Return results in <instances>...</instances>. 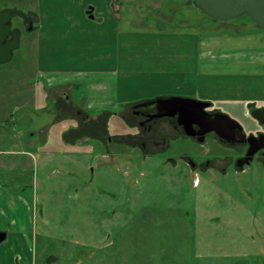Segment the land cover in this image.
<instances>
[{
  "label": "rangeland",
  "instance_id": "rangeland-1",
  "mask_svg": "<svg viewBox=\"0 0 264 264\" xmlns=\"http://www.w3.org/2000/svg\"><path fill=\"white\" fill-rule=\"evenodd\" d=\"M5 7L24 18H12L19 47L0 63V179L3 170L13 177L0 188L9 192L0 196V230L7 232L0 264H264L261 188L232 176L176 181L169 168L127 167L114 156L122 145L111 144L110 155L96 138L70 147L61 137L98 136L103 125L114 131L115 116L86 124L75 115L77 104L97 100L94 93L110 98L115 111L146 96L230 98L257 87L236 88L233 78L203 72L260 67L264 50H252L247 62L219 65L215 59L224 53L213 47L195 53V41L184 34L217 35L211 41L224 50L240 48L239 35L261 37L264 30L247 16L215 21L191 0H0ZM64 92L69 103L60 98ZM81 95L87 100L79 102Z\"/></svg>",
  "mask_w": 264,
  "mask_h": 264
},
{
  "label": "flooded vegetation",
  "instance_id": "flooded-vegetation-1",
  "mask_svg": "<svg viewBox=\"0 0 264 264\" xmlns=\"http://www.w3.org/2000/svg\"><path fill=\"white\" fill-rule=\"evenodd\" d=\"M8 39H11V34ZM237 75L250 83L259 84L230 98L194 94L183 96L209 105L202 107L193 103L187 108L181 106V110L154 100L164 95L136 98L113 111L112 116L118 119V124L111 134L106 132L108 127L103 125L102 131L97 132L98 136L91 132L85 134L84 139L96 138L104 153L110 155H113L109 149L111 144L122 145L124 149L114 151V156L120 157L128 164L127 167L147 163L150 170L169 168L176 181L190 178L196 185L200 178L225 182L229 176L243 177L249 184L245 187H258L262 189L258 193H263L264 88L259 86L264 83V65L248 68ZM60 98L69 103L67 93ZM230 102L235 105L232 106ZM236 103L242 104V107L238 108ZM74 112L77 116L82 113L77 106ZM80 119L86 124L95 123L87 113H82ZM62 134L69 135L67 131ZM257 196L263 197L262 194Z\"/></svg>",
  "mask_w": 264,
  "mask_h": 264
},
{
  "label": "crops",
  "instance_id": "crops-1",
  "mask_svg": "<svg viewBox=\"0 0 264 264\" xmlns=\"http://www.w3.org/2000/svg\"><path fill=\"white\" fill-rule=\"evenodd\" d=\"M184 35L187 36V40H189V41H195L194 44L196 43V47H194V49H193V51L195 53H196V51L198 49L199 54L201 55L202 52L209 51L210 49H213V48H214L215 52H219V54L224 53L223 56L217 55V57H219V58H216L215 59V63L218 62L219 65L224 64V62H225V64H228V62L231 59H236L237 60L238 58H239L237 60L238 62H247L249 59H251L250 57L255 56V54L254 55H250V53H251L252 50L259 51V52L260 51L263 52V50H264V44H263V46H260L259 44H257V42H259V43L263 42L262 41V38L264 36L263 35V32L261 34L262 35L261 37H256L257 36L256 33H255V35H253V33H249V34H246V35H239L237 38H243L244 37V40H245L244 43H239L238 42L242 46V48L238 44V47H240V48H235L234 45H231V46L225 47L224 50L221 49V48L217 49L218 48L217 43L214 42V41L213 42L211 41L212 38H217V35H211V34L210 35H204V34L200 35V34H197L195 32L194 33H189V34H184ZM184 35H182V36H184ZM226 36H227L226 40L227 41H231V44H233L232 40L235 39V37H233L231 35H226ZM255 37H256V39H255ZM247 38L248 39L251 38L252 40H250V42H249V40ZM247 42L249 44L246 45ZM226 43H228V42H226ZM252 45H254V46L253 47H250ZM216 46H217V48H216ZM232 46H234V49L233 50H232ZM260 47H262V48H260ZM232 52L234 53L232 55L233 57L231 56ZM238 55H239V57H238ZM109 58L113 59L112 56H108V59ZM206 61H207L208 66H210L211 65V62L208 59ZM202 62H204V61H202ZM247 69H241V70H236V69H234V70H232V69L231 70H223V69L214 68L213 70H207V71L203 72V74L205 76H207V77L209 76L211 79L213 78L215 80H222V79L233 78L232 80H235V83H234L233 86L237 88L238 86H244V85H246L245 83H250L249 81L243 80L238 75L235 76L236 74H241V73L245 72V70H247ZM107 71L110 72L111 74L113 72H115V70H114V68L112 66H109L108 69H107ZM111 81L112 80H110V82ZM96 83H98V82H96ZM65 85H67V84H60V85H58V87H63ZM72 90H73V87H70V90L69 91H72ZM95 91L98 92L99 90L98 89H95ZM241 92H237V93L239 94ZM64 93H66V92H64ZM233 94H236V93H233ZM93 95H95L97 97V100L95 102H92L91 99H90L89 101L85 102V104L87 103L85 107L79 106L80 104H77L78 105L77 107L82 111V113H87L90 116V118L95 121V123L105 122V120H107V119L109 121V119L111 118V116L114 114L113 111L109 108V106L112 104V101L110 100V98H107V97L105 98L104 95H99L98 96V93H94ZM215 95H216L215 98H224L222 96L219 97V94H215ZM210 98H214V97H210ZM82 100L83 101L84 100H87L86 95L85 96H82V95L80 96L79 102L82 101ZM56 112H57V110H56ZM82 113H80V115H78L79 119H80V116H81ZM71 119H74V118L73 117H70V120ZM63 120H65V118L64 119L63 118L62 119H60V118L59 119H55L54 118L53 119V122H58V121L62 122ZM27 134H28V135H26L27 137H30V135L34 137V132L33 133H27ZM61 137H62V141L65 143V145H69L70 147L76 146L77 143L80 142V140H83L84 139V138H80L79 137L80 139H78L77 141H73L72 142L71 140H72V137L73 136H71V135L64 136L63 134H61ZM25 140H27V141L29 140L28 142H29V144H31V140L32 139L26 138ZM12 179H13V177H10L9 178L6 174H4V170H3V179L2 178L0 179V188L3 190V186H5V184H7V180L8 181H12ZM15 181H16V183H18L17 179H15ZM3 191H1V193H0V196L1 197L5 196V195H7L9 193L7 191H6V193H3ZM0 218L3 220V211L2 212L0 211ZM0 224H3V221L1 222V220H0ZM1 231H3V230H1ZM6 236H7V232H6Z\"/></svg>",
  "mask_w": 264,
  "mask_h": 264
},
{
  "label": "water",
  "instance_id": "water-1",
  "mask_svg": "<svg viewBox=\"0 0 264 264\" xmlns=\"http://www.w3.org/2000/svg\"><path fill=\"white\" fill-rule=\"evenodd\" d=\"M192 5L205 14L207 17L219 21H231L242 16H248L259 28L264 30V0H191ZM92 7L87 9L90 17ZM15 16H24V12L14 7H5L0 10V63L9 61L13 56V50L19 47L20 32L14 30L11 33L10 21ZM31 29V26L28 27ZM11 34V39H8ZM157 103L165 106H174L181 110V106H193V103L201 104L202 107L209 103L198 101L194 98L183 96H157L154 99ZM226 117L233 123L239 124L232 118ZM215 128V127H212ZM211 128V129H212ZM219 133L220 131L215 128ZM6 237V232L0 230V242Z\"/></svg>",
  "mask_w": 264,
  "mask_h": 264
},
{
  "label": "trees",
  "instance_id": "trees-1",
  "mask_svg": "<svg viewBox=\"0 0 264 264\" xmlns=\"http://www.w3.org/2000/svg\"><path fill=\"white\" fill-rule=\"evenodd\" d=\"M248 17V16H247ZM249 18V17H248ZM250 19V18H249Z\"/></svg>",
  "mask_w": 264,
  "mask_h": 264
}]
</instances>
